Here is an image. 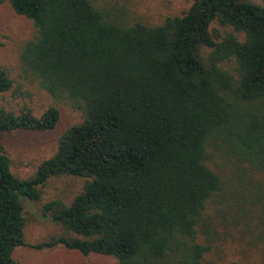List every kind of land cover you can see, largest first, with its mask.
I'll return each mask as SVG.
<instances>
[{
  "label": "trees",
  "instance_id": "16d2710c",
  "mask_svg": "<svg viewBox=\"0 0 264 264\" xmlns=\"http://www.w3.org/2000/svg\"><path fill=\"white\" fill-rule=\"evenodd\" d=\"M190 1L151 23L99 0H0L35 28L23 72L83 115L22 180L4 135L52 130L61 111L0 103V264H22L19 247L118 264H264V0ZM14 86L0 66V96ZM64 176L84 178L83 191L41 213L65 234L28 244L23 199L39 202Z\"/></svg>",
  "mask_w": 264,
  "mask_h": 264
},
{
  "label": "rangeland",
  "instance_id": "374dc122",
  "mask_svg": "<svg viewBox=\"0 0 264 264\" xmlns=\"http://www.w3.org/2000/svg\"><path fill=\"white\" fill-rule=\"evenodd\" d=\"M102 3L123 6L131 15L151 23H159L164 17L181 15L191 4L190 0H99ZM263 5V0H242ZM214 27L220 28L217 24ZM224 33L226 29L220 28ZM35 33L33 23L18 15L12 7L0 4V66L15 80L14 88L2 96L0 103L9 110L18 112L23 106L29 107L40 117L50 106H57L61 119L49 131H16L6 133L1 145L11 161V170L18 178L26 180L35 175L45 160L53 157L58 149L59 138L74 124L83 122L82 113L67 105L58 104L37 81L26 75L20 63V48ZM243 38V37H242ZM241 38V39H242ZM84 178L64 176L51 179L44 188L42 199L33 202L23 199L27 225L25 237L28 244H36L65 234L64 229L44 218L41 207L54 199H61L67 205L80 194L85 185ZM22 264H118L114 257L92 255L85 257L79 251L57 247L39 251L31 247H19L14 253Z\"/></svg>",
  "mask_w": 264,
  "mask_h": 264
}]
</instances>
